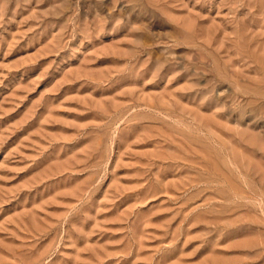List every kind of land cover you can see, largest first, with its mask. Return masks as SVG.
I'll return each mask as SVG.
<instances>
[{"label":"rangeland","instance_id":"1","mask_svg":"<svg viewBox=\"0 0 264 264\" xmlns=\"http://www.w3.org/2000/svg\"><path fill=\"white\" fill-rule=\"evenodd\" d=\"M0 264H264V0H0Z\"/></svg>","mask_w":264,"mask_h":264},{"label":"bare ground","instance_id":"2","mask_svg":"<svg viewBox=\"0 0 264 264\" xmlns=\"http://www.w3.org/2000/svg\"><path fill=\"white\" fill-rule=\"evenodd\" d=\"M261 199V198H260Z\"/></svg>","mask_w":264,"mask_h":264}]
</instances>
